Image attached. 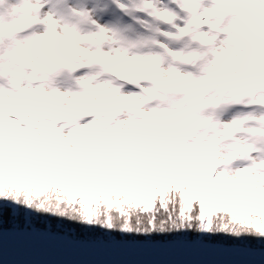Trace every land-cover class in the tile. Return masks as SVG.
Returning <instances> with one entry per match:
<instances>
[{"label": "snow or ice", "instance_id": "obj_1", "mask_svg": "<svg viewBox=\"0 0 264 264\" xmlns=\"http://www.w3.org/2000/svg\"><path fill=\"white\" fill-rule=\"evenodd\" d=\"M0 264H264V0H0Z\"/></svg>", "mask_w": 264, "mask_h": 264}, {"label": "water", "instance_id": "obj_2", "mask_svg": "<svg viewBox=\"0 0 264 264\" xmlns=\"http://www.w3.org/2000/svg\"><path fill=\"white\" fill-rule=\"evenodd\" d=\"M9 259H16V257L11 252L9 253ZM34 260H84V259H95L99 257H93L82 253H77L74 251H39L27 257Z\"/></svg>", "mask_w": 264, "mask_h": 264}, {"label": "trees", "instance_id": "obj_3", "mask_svg": "<svg viewBox=\"0 0 264 264\" xmlns=\"http://www.w3.org/2000/svg\"><path fill=\"white\" fill-rule=\"evenodd\" d=\"M57 227H60V226H57Z\"/></svg>", "mask_w": 264, "mask_h": 264}]
</instances>
